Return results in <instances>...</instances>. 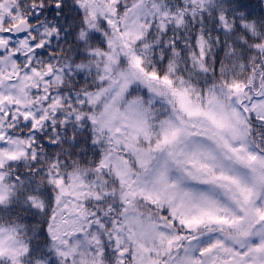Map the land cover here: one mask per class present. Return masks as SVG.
<instances>
[{
  "label": "snow or ice",
  "instance_id": "1",
  "mask_svg": "<svg viewBox=\"0 0 264 264\" xmlns=\"http://www.w3.org/2000/svg\"><path fill=\"white\" fill-rule=\"evenodd\" d=\"M0 264H264V0H0Z\"/></svg>",
  "mask_w": 264,
  "mask_h": 264
}]
</instances>
